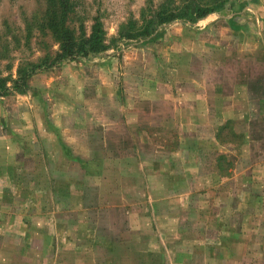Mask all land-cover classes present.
I'll use <instances>...</instances> for the list:
<instances>
[{
	"label": "rangeland",
	"instance_id": "374dc122",
	"mask_svg": "<svg viewBox=\"0 0 264 264\" xmlns=\"http://www.w3.org/2000/svg\"><path fill=\"white\" fill-rule=\"evenodd\" d=\"M70 1L76 30L97 21L107 42L164 2ZM45 3L0 0L3 77L56 50L25 31ZM0 264H264V0L0 97Z\"/></svg>",
	"mask_w": 264,
	"mask_h": 264
},
{
	"label": "trees",
	"instance_id": "16d2710c",
	"mask_svg": "<svg viewBox=\"0 0 264 264\" xmlns=\"http://www.w3.org/2000/svg\"><path fill=\"white\" fill-rule=\"evenodd\" d=\"M46 8L41 18H33L25 26L29 35L30 30L35 29L40 36L39 44L44 39L57 46L51 52L50 45L42 46L44 55L38 63H20L15 75L2 76L0 71V97L12 93H20L27 87L31 77L41 70H49L66 61L87 58L91 55L104 54L108 50L116 49L121 42L149 39L158 27L177 20L198 21L207 15L222 10L230 0H183L184 3L175 5L172 0H164L159 8H145L140 14L141 23L128 21L119 26L116 37L109 42L105 40L104 31L99 22L92 25L90 34L86 36L83 31H77L75 22V6L70 0H45ZM26 35L24 38L27 40ZM44 38V39H43ZM15 48L20 47V41L16 39ZM8 47L3 45L0 52V61L5 60ZM49 50V51H48ZM7 70L9 67L6 68Z\"/></svg>",
	"mask_w": 264,
	"mask_h": 264
}]
</instances>
